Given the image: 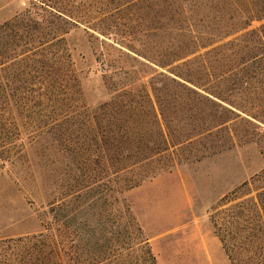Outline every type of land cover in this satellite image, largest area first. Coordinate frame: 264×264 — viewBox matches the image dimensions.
<instances>
[{
  "label": "rangeland",
  "instance_id": "374dc122",
  "mask_svg": "<svg viewBox=\"0 0 264 264\" xmlns=\"http://www.w3.org/2000/svg\"><path fill=\"white\" fill-rule=\"evenodd\" d=\"M150 3L0 0V27L9 23L5 41L10 58L1 67L6 88L2 100L21 130V152L0 169V240L44 232L47 223L55 227L60 219L78 222L74 264H232L221 234L230 244L248 248L235 254L245 261L254 259L255 246L264 247L254 234L264 227L255 202V189L261 186L256 174H264V138L246 119L227 121L215 135L172 148L158 164L169 169L129 190L115 191L112 161L119 155L115 144L120 138L105 122L100 104L111 97L110 81L128 80L123 71L134 61L124 52L145 58L114 40L118 35H104L98 28L134 33L130 44L151 51L152 29L140 17L150 13ZM73 70L80 92L63 98L57 87L65 96L70 93ZM40 74L52 86L41 100L27 89H15L26 86V76L37 81ZM159 97L175 104L165 109L173 135L192 133L201 120L206 119L200 124L205 127L212 117L207 109L182 114L181 96Z\"/></svg>",
  "mask_w": 264,
  "mask_h": 264
},
{
  "label": "trees",
  "instance_id": "16d2710c",
  "mask_svg": "<svg viewBox=\"0 0 264 264\" xmlns=\"http://www.w3.org/2000/svg\"><path fill=\"white\" fill-rule=\"evenodd\" d=\"M150 1V13L147 17H140L142 21H149L152 29L148 35V45L154 46L151 51L140 50L130 44L134 33L125 35L98 28L104 35H118L113 36L114 40L146 60L119 48L134 61L129 69L123 71L128 80L110 81L111 97L100 104L101 111L106 114L105 122L117 129L120 138L115 144L119 155L112 161L117 193L155 177L160 170L169 169L163 163L158 165L163 155L172 148L191 144L197 138L199 141L205 135L217 134L226 128L227 121L246 119L262 133L260 139L264 138V0ZM255 23L258 25L254 26ZM72 24L79 27L77 21L73 20ZM8 27L9 23L0 27V169L11 164L21 152L17 144L21 130L15 115L6 111L2 100L6 88L1 67L10 62L5 41ZM22 61L25 63L26 58ZM151 63L166 67L168 71H158ZM41 66L46 67L45 63ZM149 71L156 74L145 81L152 74ZM72 72L70 93L65 96L62 87L59 90L57 87L56 92L63 98L80 92L78 73ZM44 75L40 74L37 81L26 76V86L22 89L15 86V89H27L29 96L39 101L52 91L50 80ZM58 78L64 86L62 75ZM152 93L157 97L156 106ZM176 95L181 96L178 107L184 115L204 109L212 112L208 124L201 127L200 124L206 121L203 119L192 133L184 131L173 135L165 109H172L175 104L158 99L159 96L170 99ZM149 112L152 118H149ZM256 175L261 186L255 189V202L259 215L264 219V174ZM119 202L116 195L115 204ZM53 217L57 218V213ZM56 220L57 225L54 227L47 223L44 232L1 239L0 264H74L73 250L80 238L78 222L61 223L60 219ZM254 234L264 242V227ZM221 239L232 264H264L263 246H255L254 259L245 261L235 254L242 250L249 252L248 248L230 244L224 234H221Z\"/></svg>",
  "mask_w": 264,
  "mask_h": 264
}]
</instances>
